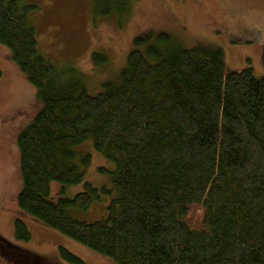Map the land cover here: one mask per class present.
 Instances as JSON below:
<instances>
[{"label":"trees","instance_id":"obj_1","mask_svg":"<svg viewBox=\"0 0 264 264\" xmlns=\"http://www.w3.org/2000/svg\"><path fill=\"white\" fill-rule=\"evenodd\" d=\"M21 2L0 0V42L44 107L17 140L19 208L117 264H264V78L226 72L222 49L157 46L148 34L135 39L117 81L92 95L40 53L27 18L34 6ZM88 139L116 165V195L92 223L70 208L88 210L107 187L86 181L73 198H50L51 182L83 181L92 155L76 148ZM15 235L31 240L22 219ZM60 256L86 264L63 247ZM33 258L21 263L48 264Z\"/></svg>","mask_w":264,"mask_h":264},{"label":"rangeland","instance_id":"obj_2","mask_svg":"<svg viewBox=\"0 0 264 264\" xmlns=\"http://www.w3.org/2000/svg\"><path fill=\"white\" fill-rule=\"evenodd\" d=\"M21 3L34 6L27 18L36 29L40 53L52 61L60 75L80 77L92 95L102 92L106 83L117 81L135 48V39L148 34H152L157 46L167 40L168 45L186 49H222L226 72L252 69L255 77L264 78V0H22ZM103 8L109 9V14L102 15ZM161 35L167 39H160ZM94 52L104 54L107 62L95 65ZM0 68V238L18 249L0 243V264H22L24 259L30 262L36 255L48 264H71L60 256L61 247L86 264H117L19 208L18 197L24 182L17 140L33 124L44 104L38 89L13 60L11 49L1 42ZM76 149L92 155L83 181L68 186L51 182L50 198L55 202L62 197L73 198L84 190L86 181L97 188L107 187L110 193L101 194L100 200L88 210L70 208L76 219L92 223L106 216L116 195L113 176L116 165L96 150L92 139ZM16 219L28 225L29 242L16 238ZM4 248L10 253L4 254Z\"/></svg>","mask_w":264,"mask_h":264},{"label":"flooded vegetation","instance_id":"obj_3","mask_svg":"<svg viewBox=\"0 0 264 264\" xmlns=\"http://www.w3.org/2000/svg\"><path fill=\"white\" fill-rule=\"evenodd\" d=\"M3 251H5L7 254H9V251L5 248ZM16 252V251H15ZM31 263H34L32 260L30 261Z\"/></svg>","mask_w":264,"mask_h":264}]
</instances>
